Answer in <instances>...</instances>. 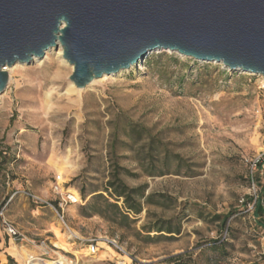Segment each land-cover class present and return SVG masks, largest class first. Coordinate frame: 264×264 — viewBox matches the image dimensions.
<instances>
[{
  "label": "rangeland",
  "instance_id": "374dc122",
  "mask_svg": "<svg viewBox=\"0 0 264 264\" xmlns=\"http://www.w3.org/2000/svg\"><path fill=\"white\" fill-rule=\"evenodd\" d=\"M4 69L0 264H24L21 248L68 264H264L261 76L169 51L71 93L72 67L51 53ZM118 185L138 214L115 201ZM55 187L77 203L58 207Z\"/></svg>",
  "mask_w": 264,
  "mask_h": 264
},
{
  "label": "water",
  "instance_id": "95a60500",
  "mask_svg": "<svg viewBox=\"0 0 264 264\" xmlns=\"http://www.w3.org/2000/svg\"><path fill=\"white\" fill-rule=\"evenodd\" d=\"M57 44L77 89L157 51L264 78V0H0V96Z\"/></svg>",
  "mask_w": 264,
  "mask_h": 264
},
{
  "label": "bare ground",
  "instance_id": "6f19581e",
  "mask_svg": "<svg viewBox=\"0 0 264 264\" xmlns=\"http://www.w3.org/2000/svg\"><path fill=\"white\" fill-rule=\"evenodd\" d=\"M49 53H51V55L53 54L54 56H56L63 64L69 65L67 63L66 60L63 59V54H62V48L59 44H57L56 48H51L49 50H47L43 56V58L41 59H33L32 64H38L41 65L42 63H44L45 60L48 59ZM17 66H23V64H14L12 66L13 67H17ZM70 66V65H69ZM72 67V66H70ZM11 68V67H10ZM5 70V69H4ZM6 71V70H5ZM244 73V72H241ZM122 74V71L119 72L116 75H103L101 78L98 79H94L92 80L85 88L83 89H77L74 84L70 81L69 85H68V89H67V93H71V92H80V91H84L86 89L89 88H93L96 84H99L101 82H103L104 80H106L108 77H120ZM250 74V73H247ZM262 77V76H261ZM263 78V77H262ZM264 79V78H263ZM9 80V78H8ZM8 84V83H7ZM51 165L57 170V174H58V180L62 181L64 174H65V170L64 167H62L59 164L54 163L53 161H51ZM72 193L75 195L76 198H78L77 193L75 191H72ZM55 246L58 249L61 250H67L66 247L60 243H56ZM16 254V253H15ZM18 257H20L21 261L24 262V264H68V262L66 261V259H64L61 255L57 254V259L54 261H45L42 259L37 258L35 255H33L30 251L26 250V249H22L20 251H18Z\"/></svg>",
  "mask_w": 264,
  "mask_h": 264
},
{
  "label": "trees",
  "instance_id": "16d2710c",
  "mask_svg": "<svg viewBox=\"0 0 264 264\" xmlns=\"http://www.w3.org/2000/svg\"><path fill=\"white\" fill-rule=\"evenodd\" d=\"M260 166H261V163L258 164L259 168H260ZM133 191L134 190H128L127 187H125L124 185H118L114 190L113 197H114L115 201H119V199L123 198L124 208L133 214H138L140 212V209L135 208L132 204H129V202H128V198H130L128 193H133ZM108 206L116 209L117 211L119 210L117 204H108ZM254 207H255V214L257 216H259V221H261L264 224V220L262 217L264 209L261 206V201H256L254 204ZM227 218H228V216L224 217V219H227ZM181 257H182L181 255L175 256V257L170 258L166 261H170V262L175 261ZM7 260H9L10 264H13V260L11 258H7ZM178 263L179 262H177L176 264H178ZM173 264H175V263H173Z\"/></svg>",
  "mask_w": 264,
  "mask_h": 264
},
{
  "label": "built area",
  "instance_id": "2783aa9c",
  "mask_svg": "<svg viewBox=\"0 0 264 264\" xmlns=\"http://www.w3.org/2000/svg\"><path fill=\"white\" fill-rule=\"evenodd\" d=\"M55 192H56V195H58V197H59V201H58L57 205L60 208L64 205L68 204V203L69 204H76L77 203L75 201V199L73 198L74 196L70 195L68 192L63 193L57 187H55ZM58 216L60 217V219H62V216H60L59 214H58ZM262 217L264 220V211H263ZM4 225H5L6 233H7L8 237L15 239V240H20V238L22 236L18 231H16L12 226H10L7 223H4ZM106 243L108 245H110L111 247L115 248L116 250H118L119 252L124 253L123 250L117 245L115 240H109V241L107 240ZM94 252H95V246H94V244H90L89 253L93 254Z\"/></svg>",
  "mask_w": 264,
  "mask_h": 264
},
{
  "label": "crops",
  "instance_id": "0c3cea01",
  "mask_svg": "<svg viewBox=\"0 0 264 264\" xmlns=\"http://www.w3.org/2000/svg\"><path fill=\"white\" fill-rule=\"evenodd\" d=\"M4 248H5V251H6L5 253H6L7 255H9V253H10V252H9L10 248H6V244H5V247H4Z\"/></svg>",
  "mask_w": 264,
  "mask_h": 264
}]
</instances>
